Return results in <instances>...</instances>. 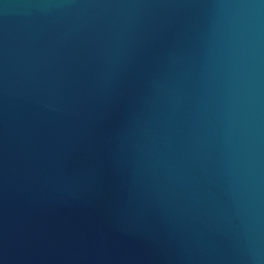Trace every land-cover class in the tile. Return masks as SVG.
<instances>
[{
	"label": "water",
	"instance_id": "water-1",
	"mask_svg": "<svg viewBox=\"0 0 264 264\" xmlns=\"http://www.w3.org/2000/svg\"><path fill=\"white\" fill-rule=\"evenodd\" d=\"M0 264H264V0H0Z\"/></svg>",
	"mask_w": 264,
	"mask_h": 264
}]
</instances>
